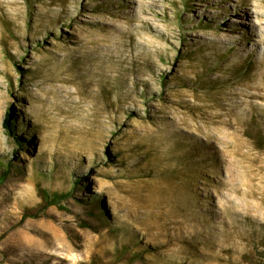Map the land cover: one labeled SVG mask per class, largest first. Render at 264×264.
Wrapping results in <instances>:
<instances>
[{"label": "rangeland", "instance_id": "rangeland-1", "mask_svg": "<svg viewBox=\"0 0 264 264\" xmlns=\"http://www.w3.org/2000/svg\"><path fill=\"white\" fill-rule=\"evenodd\" d=\"M3 160L0 264H264V0H0Z\"/></svg>", "mask_w": 264, "mask_h": 264}, {"label": "trees", "instance_id": "trees-1", "mask_svg": "<svg viewBox=\"0 0 264 264\" xmlns=\"http://www.w3.org/2000/svg\"><path fill=\"white\" fill-rule=\"evenodd\" d=\"M4 123H5L4 125L8 129V131L9 132H11V131L13 132V128H12L13 126L11 125L9 120L8 119L5 120ZM4 161L5 160L0 161V182H3L6 179L7 174L10 171L9 166ZM76 185L79 186L80 183L76 182ZM39 195H40L42 203L40 204V206H38L35 209L26 208L24 210V213H23V216H22L23 217L22 221H25L28 218L39 217V214L41 213V211L46 210L48 207H51V206H54V205H58L59 202H61L62 200H65V199L68 198V196L65 195V194H58V193L49 194L48 192L43 191V190H40ZM86 225L88 226L89 224H86Z\"/></svg>", "mask_w": 264, "mask_h": 264}, {"label": "bare ground", "instance_id": "bare-ground-1", "mask_svg": "<svg viewBox=\"0 0 264 264\" xmlns=\"http://www.w3.org/2000/svg\"><path fill=\"white\" fill-rule=\"evenodd\" d=\"M255 12H253L250 8L249 9H247V11L244 13V17H247V18H249V17H251V16H254V15H252V14H254ZM262 19V18H261ZM259 20V19H258ZM37 244V243H36Z\"/></svg>", "mask_w": 264, "mask_h": 264}]
</instances>
